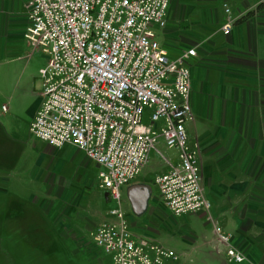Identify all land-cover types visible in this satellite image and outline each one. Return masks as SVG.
Masks as SVG:
<instances>
[{
    "label": "built area",
    "instance_id": "1",
    "mask_svg": "<svg viewBox=\"0 0 264 264\" xmlns=\"http://www.w3.org/2000/svg\"><path fill=\"white\" fill-rule=\"evenodd\" d=\"M168 6L169 0H26L22 38L29 54L39 51L45 59L27 131L48 147L80 151L99 168L98 188L117 202L120 188L133 181L154 149L168 165L153 183L171 216L204 212L212 222L200 185L198 144H188L186 132L194 121L189 61L196 50L170 56L158 41ZM223 9L221 31L227 34L234 19L226 4ZM160 137L175 150V163L156 148ZM213 227L229 261H243L229 235L215 222ZM90 241L108 264L179 259L172 249L133 234L119 207L105 213Z\"/></svg>",
    "mask_w": 264,
    "mask_h": 264
},
{
    "label": "crops",
    "instance_id": "2",
    "mask_svg": "<svg viewBox=\"0 0 264 264\" xmlns=\"http://www.w3.org/2000/svg\"><path fill=\"white\" fill-rule=\"evenodd\" d=\"M25 3L0 0V62L31 55L24 53L22 38ZM223 4L234 19L227 34L221 31L227 18ZM166 20L156 35L168 54L196 50L189 61L194 121L186 124V132L188 144H198L200 185L212 218L209 222L204 212L181 216L177 232L183 257L198 264H264V1L169 0ZM38 103L39 93L29 121ZM63 147L54 149L62 152ZM156 197L155 203L173 217ZM213 222L244 254L243 261H229ZM78 242L92 264L104 263L90 238L89 244Z\"/></svg>",
    "mask_w": 264,
    "mask_h": 264
},
{
    "label": "rangeland",
    "instance_id": "3",
    "mask_svg": "<svg viewBox=\"0 0 264 264\" xmlns=\"http://www.w3.org/2000/svg\"><path fill=\"white\" fill-rule=\"evenodd\" d=\"M24 53H30L27 44ZM44 65L39 51L26 59L8 56L0 62V106H6L5 111L0 110V264H92L77 241L88 243L105 213L118 207L133 234L179 256L165 264H198L182 254L177 229L183 217H170L155 203L154 176L168 168L156 150L149 152L133 179L144 180L150 189L145 214L134 216L125 186L119 190L118 202L113 198L105 201L104 191L97 186L98 166L70 146L60 152L29 135V110L41 90L38 71ZM156 148L174 161L175 150L168 149L161 137ZM101 258L103 264L109 263L108 256L101 253Z\"/></svg>",
    "mask_w": 264,
    "mask_h": 264
},
{
    "label": "water",
    "instance_id": "4",
    "mask_svg": "<svg viewBox=\"0 0 264 264\" xmlns=\"http://www.w3.org/2000/svg\"><path fill=\"white\" fill-rule=\"evenodd\" d=\"M103 196L106 199V193ZM125 196L132 214L139 216L146 209L150 189L144 183H130L125 187Z\"/></svg>",
    "mask_w": 264,
    "mask_h": 264
}]
</instances>
